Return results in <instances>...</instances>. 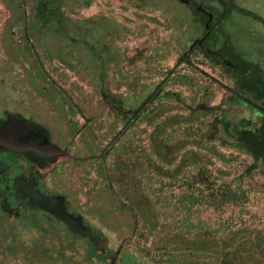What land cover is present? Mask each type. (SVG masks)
I'll list each match as a JSON object with an SVG mask.
<instances>
[{
	"label": "rangeland",
	"instance_id": "374dc122",
	"mask_svg": "<svg viewBox=\"0 0 264 264\" xmlns=\"http://www.w3.org/2000/svg\"><path fill=\"white\" fill-rule=\"evenodd\" d=\"M188 3L53 0L47 23L43 0H0V118L69 154L45 183L99 234L42 239L59 264H264L260 119L234 96L256 75L228 62L264 73V0ZM35 239L0 264H40Z\"/></svg>",
	"mask_w": 264,
	"mask_h": 264
},
{
	"label": "flooded vegetation",
	"instance_id": "af4514ba",
	"mask_svg": "<svg viewBox=\"0 0 264 264\" xmlns=\"http://www.w3.org/2000/svg\"><path fill=\"white\" fill-rule=\"evenodd\" d=\"M183 1L191 4V0ZM207 52L209 51L207 50ZM216 54L218 55V53ZM209 55L211 56L210 53ZM229 57H232L233 60L229 58L228 62H233L234 65L241 64V67H238L240 75L250 73L256 75L255 94L252 93L251 98H247L237 91H234V96L235 99L242 100L250 106L259 117L258 125L260 126L256 128L255 132L253 131L252 135L254 134V136H251L250 139L254 144H257V150H264V131L262 129L264 126V81L259 79V75L264 73L259 68L245 72L242 70L244 61L239 60L235 63L236 56ZM219 58L214 59L217 61ZM221 61L227 63L224 60ZM255 136L258 137L256 140H254ZM68 155L52 143L47 130L40 124L31 122L30 119L19 113L6 114L4 118H0V210L5 203H8L9 208L13 210L24 207L36 214L50 213L57 219L61 216L70 217L71 215L68 213L71 211V205H69L68 198L66 196L62 198L60 196L62 194H56L50 190L48 184L45 183L46 177L43 176L45 171L54 168L62 157H68ZM22 162L27 164L24 165ZM75 213L81 218L75 219L76 223L72 222V227L78 228L85 225V220L84 222L80 220L84 218L83 215L79 212ZM77 230L80 231V228Z\"/></svg>",
	"mask_w": 264,
	"mask_h": 264
},
{
	"label": "crops",
	"instance_id": "0c3cea01",
	"mask_svg": "<svg viewBox=\"0 0 264 264\" xmlns=\"http://www.w3.org/2000/svg\"><path fill=\"white\" fill-rule=\"evenodd\" d=\"M50 190H52L56 194L58 193L52 188H50ZM60 196H62V198H63L66 195L62 194ZM72 207H70L71 211H70V213H68L71 215L70 217L61 216V218L58 217V219H57V217L56 218L53 217V215H51L50 213L49 214L47 213L45 215L36 214L34 211L28 210L27 208H24V207H22L20 209L17 208V210H13V209L9 208L8 203H5L4 206L0 210V222L6 223L8 225L7 226L8 230H4L5 232H8V233L5 235L6 236L5 241L0 243V257L4 256L7 259L10 256L12 257L15 254V252H14L15 246L13 244H15L16 246L17 245H25V243H26L25 240L34 237V238H36L35 240H37V242H38V240H40V242H38L36 244L37 247L31 246L32 249L30 250V252L37 251L36 253H32V254L39 256L38 257L39 263L43 264L44 262H47L46 264H59L61 262L59 256L60 255L66 256V255H64L63 253L60 252L58 254H55V256L53 258L50 257L49 254L52 250L49 249L45 244H42V242H41L42 239L46 240V238H49L50 235L53 236V235H56V233H57V235L60 234V236H61L60 232H62V231L66 232V233H70L72 235H77V236H81V237L84 236V237H88V238L92 237V233H94V234L96 233L93 230L92 226H90L89 218L87 217V215L82 213L80 210H77L73 205H72ZM75 212H79L80 214H82L84 218L80 219V220H82V222H84V220H85V222H86L85 225L78 227V228H80V231L77 230L78 228L72 227L73 226L72 222H74V224H75L76 223L75 219L81 218V217H78L79 215H75L76 214ZM57 214H59V213H57ZM55 216H56V214H55ZM43 224H44L43 228L38 227V225H43ZM136 227L137 226L135 224L134 229H136ZM38 233H40V235ZM96 234H97V236H99L98 233H96ZM55 237L56 236H54L52 238H55ZM90 246H91V242H90ZM22 248L24 249V246H22ZM121 248L122 247H118L116 249V251H115L116 254L118 251H120ZM3 249H8V251H2ZM108 252H110L112 254V251H108ZM127 253L128 252L122 253V255L125 254L123 257V260H122V258H120V260L117 262V264H124L125 261L127 263V261L133 257L131 254V251H130V254L129 253L127 254ZM92 255L101 256L98 254V252H95ZM101 257H103V256H101ZM69 259L70 258H68V262H69ZM28 263H29V261H28ZM28 263H26V264H28Z\"/></svg>",
	"mask_w": 264,
	"mask_h": 264
},
{
	"label": "trees",
	"instance_id": "16d2710c",
	"mask_svg": "<svg viewBox=\"0 0 264 264\" xmlns=\"http://www.w3.org/2000/svg\"><path fill=\"white\" fill-rule=\"evenodd\" d=\"M52 1H53V0H43L44 4H42V9H43V11L41 10V12H42V15H43V14H44V15H47V16H46V17H47V19H46V22H47V23L51 22L53 16H55V15L59 16V14H57L56 11H54L53 8H50V6H49V4H50ZM48 2H50V3L48 4ZM52 11H53V12H52ZM262 129H263V131H264V126L262 127ZM249 140H250V142H251L252 139H249ZM256 151H258V150H256ZM188 201L191 203L190 200H188Z\"/></svg>",
	"mask_w": 264,
	"mask_h": 264
}]
</instances>
